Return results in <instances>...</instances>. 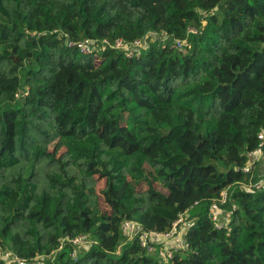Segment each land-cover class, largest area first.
Returning <instances> with one entry per match:
<instances>
[{
  "label": "trees",
  "instance_id": "trees-1",
  "mask_svg": "<svg viewBox=\"0 0 264 264\" xmlns=\"http://www.w3.org/2000/svg\"><path fill=\"white\" fill-rule=\"evenodd\" d=\"M160 31L167 46L139 58L66 46ZM260 132L264 0H0V246L18 257L84 234L95 244L56 264H264V188L239 186ZM186 212L189 247L166 263L120 232H167Z\"/></svg>",
  "mask_w": 264,
  "mask_h": 264
},
{
  "label": "built area",
  "instance_id": "built-area-1",
  "mask_svg": "<svg viewBox=\"0 0 264 264\" xmlns=\"http://www.w3.org/2000/svg\"><path fill=\"white\" fill-rule=\"evenodd\" d=\"M188 33H196L193 28L188 29ZM171 40L166 32H148L141 38H138L132 42H125L122 39H116L113 42L107 40H102L99 44L94 40H82V41H66V46L68 48H76L83 55L93 54L95 51H103L106 48L111 50H116L123 52L127 58H139L142 52L152 43L158 42L161 46H167L166 44ZM172 44L178 53L184 54L190 48V44L187 39H172ZM258 145L257 148L248 154L249 162L248 165L242 168V172L245 174L246 178H249L248 183H241L239 186L248 191L252 187L256 190H261L264 188V183L258 182L253 184L251 182L252 166L260 163L264 160V132H260L257 136ZM227 202V192L222 191L220 198L213 202L209 207L207 206L209 214L213 215V220L216 223V227L220 228L218 223L217 215L215 213L216 203L225 204ZM234 208V206H233ZM206 210V209H205ZM192 213V212H191ZM189 212L183 215H179L178 219L172 223V226L167 232H155V231H144L141 225L135 221L124 220L120 224V232L123 237L127 240L137 239L140 247L147 250L148 252H154L156 242H162L167 244V248L164 253L165 261L172 258L173 253L179 250L186 251L188 249V243L184 237L183 229H181V224L184 219L186 220ZM95 242L89 238L87 235H79L76 237L65 236L59 239L58 247L47 256H36L32 261L25 260L18 257L11 251H8L0 246V259L4 264H56L55 260L64 249L65 246H69L70 257L72 260H76L79 254L85 250L87 247H91Z\"/></svg>",
  "mask_w": 264,
  "mask_h": 264
},
{
  "label": "rangeland",
  "instance_id": "rangeland-1",
  "mask_svg": "<svg viewBox=\"0 0 264 264\" xmlns=\"http://www.w3.org/2000/svg\"><path fill=\"white\" fill-rule=\"evenodd\" d=\"M94 60H95L96 63H98L99 62L98 56H94ZM53 149L55 151H57L58 150V146L53 147ZM124 179H125L124 172H120V173L114 174L112 176V185H113V187H115V188L119 187L121 185V183H123ZM102 186H103V183L101 181L97 182V184H96L97 189L101 188ZM190 215H194V213H189L188 216H190ZM217 219H218V217H217ZM192 220L193 219H192L191 216L189 218H187L186 220L184 219L183 223L181 224V229H184V228L188 227L191 224ZM218 223H219V221H218ZM158 249L157 250L159 252H161V249L160 248H158ZM161 258L163 259L164 263H166V261L164 259V254H162ZM45 264H49V262H45Z\"/></svg>",
  "mask_w": 264,
  "mask_h": 264
},
{
  "label": "crops",
  "instance_id": "crops-1",
  "mask_svg": "<svg viewBox=\"0 0 264 264\" xmlns=\"http://www.w3.org/2000/svg\"><path fill=\"white\" fill-rule=\"evenodd\" d=\"M256 171L259 172V173H262L264 172V160H262L257 166H256ZM216 215L218 217V221L220 223V225H223V224H226L227 223V212L226 211H219V212H216ZM187 228V227H186ZM186 228L183 229V232H185ZM157 244H155V252H157L160 248L161 249V255L165 253V250L167 248V244H164L162 242H156ZM158 249V250H157Z\"/></svg>",
  "mask_w": 264,
  "mask_h": 264
}]
</instances>
